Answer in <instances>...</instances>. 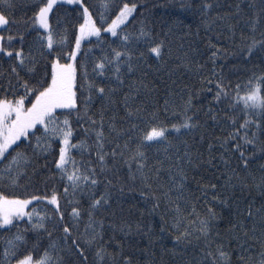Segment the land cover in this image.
I'll return each mask as SVG.
<instances>
[{
	"label": "snow or ice",
	"instance_id": "6c2138e0",
	"mask_svg": "<svg viewBox=\"0 0 264 264\" xmlns=\"http://www.w3.org/2000/svg\"><path fill=\"white\" fill-rule=\"evenodd\" d=\"M193 6L208 56L190 47L170 69L187 95L161 100L145 69L170 45L146 0H0V264H139L125 192L163 204L174 264H264V199L226 227L212 206L218 187L239 188L237 207L264 197V0Z\"/></svg>",
	"mask_w": 264,
	"mask_h": 264
},
{
	"label": "trees",
	"instance_id": "16d2710c",
	"mask_svg": "<svg viewBox=\"0 0 264 264\" xmlns=\"http://www.w3.org/2000/svg\"><path fill=\"white\" fill-rule=\"evenodd\" d=\"M22 4L24 0H19ZM149 5V22L151 23L152 29L155 33H158L160 36L167 35L168 43L170 45V50L166 49V55L163 60L165 66L161 71L157 72L154 68L145 69L148 72V79L151 81V84L155 86V94L163 99V94H166L169 89L175 93L187 95V90L183 89L185 84L191 87L193 81L189 78L188 73L184 71L182 67L177 68L175 71H170L173 69L174 65L180 64V58L188 55L189 58H194L193 55L189 52L190 47L197 48V53L195 56L199 57L201 61L208 56V52L205 51L206 45L204 43L203 35L204 28L201 26L202 17L195 10L194 6L191 11L185 10L179 7L180 3H189L192 2L193 5L195 0H146ZM239 2L242 5V8L249 2V0H220V3L224 6L220 11H224L232 6L234 10L235 4ZM251 2L256 3L259 6V0H251ZM22 8L18 9L15 13L19 17ZM231 22L235 23L236 19L234 18ZM71 27V25H69ZM199 31L200 36H197ZM214 38V37H213ZM221 47H227L225 41H220ZM256 56H259L257 51ZM256 56L253 57L252 63H256ZM228 63H234V61L229 60ZM210 67V61L208 62ZM138 75V74H137ZM198 77L196 80L198 81ZM197 86H199L197 84ZM183 89V91H181ZM194 104L200 103L206 97L201 96L198 100L196 99V88H192ZM208 129L212 132V135H217V131L212 129V122H208ZM199 133H197V136ZM207 139V133L205 134ZM181 151L183 148L181 146ZM260 163H264V157H260L259 160H255L252 163V170L255 172V169ZM258 175V172L255 173ZM215 179H219L215 177ZM191 191V189H189ZM247 191V190H246ZM217 192L220 193L219 203H214L212 206L215 208V211L218 213L219 219L225 221L226 223L223 227L227 226V222H230L232 219V213L235 211L237 213V218H239V208L246 209L248 202L253 197H259L256 200L257 205H259L260 200L264 197H260L258 190L253 189L248 195L247 198L243 200V203L238 207L233 203L236 197L241 195L239 188L236 189H220L217 188ZM212 195L216 193H209V199ZM228 196V201L224 200V197ZM123 207L124 211L121 214L122 217L128 222L135 225L136 222H139L141 228L138 231L130 233L126 241V250L132 252L134 255V260H138L139 264H144L145 251L153 257L156 261V264H174L175 261L182 259V253H178L176 256L173 255L172 249L173 244L171 241V236L174 234L168 223L166 222V217L162 220V214H164V206L161 204V207L158 211H149L148 204H145L144 200L141 199L135 192H125L123 197ZM203 201V197H201ZM131 204L134 207L128 208V205ZM198 206H202L198 205ZM141 209L143 210V215H141ZM161 224H164V231H161ZM147 233V235H146ZM123 236L122 233L117 235L119 239Z\"/></svg>",
	"mask_w": 264,
	"mask_h": 264
}]
</instances>
